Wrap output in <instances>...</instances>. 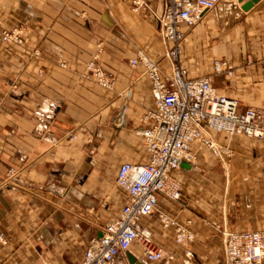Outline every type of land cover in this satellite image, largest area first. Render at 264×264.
<instances>
[{
  "label": "crops",
  "instance_id": "crops-1",
  "mask_svg": "<svg viewBox=\"0 0 264 264\" xmlns=\"http://www.w3.org/2000/svg\"><path fill=\"white\" fill-rule=\"evenodd\" d=\"M249 1L220 0L197 26L183 25L180 55L189 78L211 76L242 112L264 110V0L246 11ZM164 9L165 0H0V264H78L121 214L128 196L117 173L149 161L139 131L154 109L149 77L130 61L142 51L170 69L171 44L156 34ZM12 27L23 46L2 42ZM95 58L113 90L86 78ZM222 61L227 70L214 72ZM211 136L222 153L191 144L194 159L172 173L181 199L160 194L113 264L149 247L163 254L152 264H226L224 231H264V140ZM178 226L193 236L186 246Z\"/></svg>",
  "mask_w": 264,
  "mask_h": 264
},
{
  "label": "built area",
  "instance_id": "built-area-1",
  "mask_svg": "<svg viewBox=\"0 0 264 264\" xmlns=\"http://www.w3.org/2000/svg\"><path fill=\"white\" fill-rule=\"evenodd\" d=\"M220 0H165L156 34L171 44L163 55L170 62L164 69L161 61L139 52L130 61L133 68H142L149 77L154 109L145 116L151 125L139 131L145 138L143 163L124 162L116 183L128 196L121 214L105 224L102 235L89 240L78 264H113L138 240L140 222L158 207V196L178 201L182 197L180 183L172 176L183 163L194 159L191 144L200 140L216 155L222 153L211 136L212 132L232 137L235 135L264 140V110L249 107L239 111V102L220 94L213 86L212 77L189 78L180 64L184 33L182 26H197ZM7 45H22L17 30L1 32ZM227 70L226 62H215L214 72ZM229 74H232L229 72ZM86 78H95L105 89L113 90L115 80L98 66L96 58L88 65ZM164 227L175 225L167 215L160 214ZM226 264H262L264 261V231H224ZM193 236L183 227H176V240L186 246ZM6 235L0 230V245H6ZM187 256H192L188 250ZM161 250L149 247L139 258L142 264L162 260ZM42 264H51L42 262Z\"/></svg>",
  "mask_w": 264,
  "mask_h": 264
},
{
  "label": "water",
  "instance_id": "water-1",
  "mask_svg": "<svg viewBox=\"0 0 264 264\" xmlns=\"http://www.w3.org/2000/svg\"><path fill=\"white\" fill-rule=\"evenodd\" d=\"M240 2H243L244 0H239ZM260 0H251L249 1L244 7L243 9L248 11L249 9H251L255 4H257ZM129 259H130V263L131 264H142L140 263L136 258L134 257H130L129 256Z\"/></svg>",
  "mask_w": 264,
  "mask_h": 264
},
{
  "label": "rangeland",
  "instance_id": "rangeland-1",
  "mask_svg": "<svg viewBox=\"0 0 264 264\" xmlns=\"http://www.w3.org/2000/svg\"><path fill=\"white\" fill-rule=\"evenodd\" d=\"M7 30H17L19 32V35L21 37V40H22V45H19V44H12V45H18V46H23L24 45V39H23V33H22V28L21 27H12L10 29H5L3 31H7ZM2 31V32H3ZM3 42V41H2ZM5 44V43H4ZM7 45V44H6Z\"/></svg>",
  "mask_w": 264,
  "mask_h": 264
}]
</instances>
